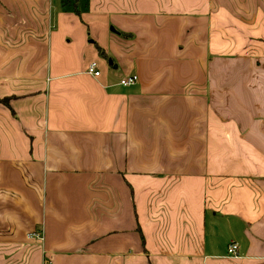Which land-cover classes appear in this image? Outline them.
Segmentation results:
<instances>
[{"label": "crops", "instance_id": "1", "mask_svg": "<svg viewBox=\"0 0 264 264\" xmlns=\"http://www.w3.org/2000/svg\"><path fill=\"white\" fill-rule=\"evenodd\" d=\"M121 1L0 0V264H264V0Z\"/></svg>", "mask_w": 264, "mask_h": 264}, {"label": "rangeland", "instance_id": "2", "mask_svg": "<svg viewBox=\"0 0 264 264\" xmlns=\"http://www.w3.org/2000/svg\"><path fill=\"white\" fill-rule=\"evenodd\" d=\"M71 1H73V0H71ZM105 0H103V2H104ZM153 2V3H152ZM143 3H145V4H147L149 7L148 8H146L145 6H144V4ZM121 4L122 5H125L126 6V10H129V11H135V12H139V10L140 11H146V10H151V11H153V13H151L152 14V17L154 18L155 17V15L154 14H156V12H160V10H164V9H161L162 8V3H161V0H151V1H149V2H147L146 0H142L139 4H138V0H122L121 1ZM140 5H142L143 7H140ZM100 9H102L103 11H105L106 13H108V15H109V12H112V11H117V10H119V7H118V5H116V6H112L110 3H109V1L108 2H104V5L103 6H101L100 8H98V10H100ZM121 9V8H120ZM156 11V12H155ZM109 17V16H108ZM111 19V18H110ZM111 21V20H110ZM112 23V22H111ZM110 23V30H112V31H115V33L116 32H118V31H121V32H123V34H121L120 33V35H125L126 37H131V36H133V34L132 33H129L128 31L129 30H125V29H122V28H120V26L116 23V21L115 22H113V24H111ZM114 25L116 26V27H114ZM127 26H132V25H130V24H127ZM117 30V31H116ZM88 32V31H87ZM124 32H127V33H124ZM117 34V33H116ZM93 40V39H92ZM88 41L89 42H91V38H89L88 39ZM97 51H98V57L100 58L99 60H102L103 62H104V64H105V66H107L108 68H109V71L112 73V68H111V61H112V58L111 57H109V56H104V55H102V54H100L99 53V48H97ZM83 59H84V56H83ZM122 77V73H120V75H118L117 77H115L114 76V79L116 80V81H119V80H121L120 78Z\"/></svg>", "mask_w": 264, "mask_h": 264}, {"label": "built area", "instance_id": "3", "mask_svg": "<svg viewBox=\"0 0 264 264\" xmlns=\"http://www.w3.org/2000/svg\"><path fill=\"white\" fill-rule=\"evenodd\" d=\"M87 72L94 75L95 77L100 76L101 70L99 69V65L97 62L93 61L91 62L88 67H87ZM138 75L137 74H130L124 76L121 80L120 83L124 86H129L133 85L138 81ZM35 233H29L28 236L32 237L34 236ZM239 252V245L237 242H232L228 246V253L232 256L238 255Z\"/></svg>", "mask_w": 264, "mask_h": 264}, {"label": "trees", "instance_id": "4", "mask_svg": "<svg viewBox=\"0 0 264 264\" xmlns=\"http://www.w3.org/2000/svg\"><path fill=\"white\" fill-rule=\"evenodd\" d=\"M121 34H123V32H121ZM98 48H99V53L106 56V51L104 49H102L101 47H98ZM4 100L6 101V99H4Z\"/></svg>", "mask_w": 264, "mask_h": 264}, {"label": "water", "instance_id": "5", "mask_svg": "<svg viewBox=\"0 0 264 264\" xmlns=\"http://www.w3.org/2000/svg\"><path fill=\"white\" fill-rule=\"evenodd\" d=\"M112 62V61H111Z\"/></svg>", "mask_w": 264, "mask_h": 264}]
</instances>
